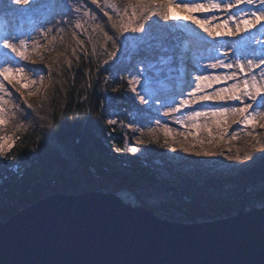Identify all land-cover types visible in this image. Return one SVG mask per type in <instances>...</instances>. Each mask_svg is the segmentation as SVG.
<instances>
[{"label":"trees","instance_id":"trees-1","mask_svg":"<svg viewBox=\"0 0 264 264\" xmlns=\"http://www.w3.org/2000/svg\"><path fill=\"white\" fill-rule=\"evenodd\" d=\"M6 1L0 5V13L12 9ZM87 3L101 18L96 23L107 26L109 21L103 12L91 4V0H87ZM13 13L21 15L19 12ZM95 26L92 22L85 23L86 33L83 29L77 30L81 33L78 39L85 41L89 53L87 58L83 50L78 52V59L72 57L71 48H68L71 68L62 63L52 72L40 103L35 102L34 109H23L18 114L28 123L17 133L13 146L6 153V160L22 168V172L20 176L11 175L6 162L0 164V199L21 192L23 201L31 204L42 197L45 183L54 180L65 184L63 189L68 194L104 190L117 194L131 204L140 195L157 197L168 207L188 210L191 219L203 215L204 207L218 215L243 210L245 202L224 198L220 193L214 196V192H220L223 184L213 179L202 182L181 180L182 185L177 187L159 184L151 173L152 160L144 161L131 156L126 148L129 137L126 125L130 117L146 121L143 106L134 101L129 90L128 72L135 70V58H153L158 62L157 58L168 55L169 50L175 53L172 66L176 70L178 44L174 42V34L150 27L143 37L146 39L144 46L136 50L127 47L117 53L111 71H97L106 53L101 55L104 48L102 38H99L95 41L96 55L91 54L93 43L87 41ZM157 35L159 38L154 39ZM69 43L75 42L71 41V33L65 26L63 43H58L56 51L50 52V55L65 51ZM106 47L109 52L112 51L111 44ZM114 88L117 91H113ZM109 97L111 102H105ZM108 119L118 122L109 125ZM146 143L142 147L149 151L151 159L163 153L162 145L150 140ZM175 170V167L170 169L171 173Z\"/></svg>","mask_w":264,"mask_h":264},{"label":"snow or ice","instance_id":"snow-or-ice-1","mask_svg":"<svg viewBox=\"0 0 264 264\" xmlns=\"http://www.w3.org/2000/svg\"><path fill=\"white\" fill-rule=\"evenodd\" d=\"M4 0H0V5ZM9 5L21 6L12 8V12L31 13L33 15L46 13L44 23L50 26L40 32V37H33L31 33H24L17 35L7 29H3V34L0 35V51L10 50L15 54L16 59H6L3 64H0V125L5 123V113L11 103V91L6 87L5 81L12 83L9 74H14L17 78H22L25 72L32 73V79L28 84L33 86L32 91L39 87L37 73L40 69H26L20 61H30L33 65L44 62V55L37 53L56 51L58 43H63L65 26H68V31L71 33V41L65 46V51L57 54L46 65L49 72V78L53 71L58 69L62 63H66L71 68L72 60L69 58L68 48H71V55L78 59V52L83 50L85 58L89 55L85 47V41L78 39L79 33L77 30L83 29L85 23L89 20L96 26L92 29V35H89L87 43H93L92 55H96L95 41L102 38V47L104 51L101 55L106 53V58L98 64L97 71L103 69L104 71H111L114 68V62L117 58V53L126 50L131 39L137 47L144 43L143 37L150 27L152 18L155 17L158 21H163L167 24L169 21L181 22L191 21L197 25L207 37L211 40H225L237 36L241 32L249 33V37L245 39L241 37L239 41H233L231 48V59L229 58V51L220 53L224 59H219L213 56L215 63L206 65V68L211 69H226L231 70L223 75H205L202 72L194 77V87L189 84L191 91L187 93L185 98L180 99L175 107H170L169 111L163 114L166 117H173L174 122L183 125V120L176 113L181 112L184 108L190 105L197 104L202 101H219L220 106L209 111L193 110L188 116L191 120L204 116L205 118L211 116L212 118H224L225 123L230 124L225 127L222 133V138L229 137L232 140L238 138V131H245L246 135L256 140V145L253 147L259 149L264 147L260 145L256 127L264 130V0H137L136 3H130L126 9L121 13L118 6L110 3L109 0H104L103 3H98V0H91V4L96 5L103 15L108 18L109 24L107 26L96 23L98 19L93 9H90L87 0H75L76 6L73 7L68 0H7ZM244 5L245 7H240ZM130 9V11H128ZM235 9V12L232 10ZM222 10L225 13V18L221 23L215 25L225 29L224 31L213 32L209 30V18L207 16L198 18L192 13L195 12H215ZM184 12L185 15H180ZM75 13V15H72ZM215 18V17H213ZM54 21V22H53ZM235 27H232V25ZM243 25V27H241ZM257 25H259L257 27ZM43 28V25H40ZM251 29H256L260 33V38L256 43L258 47H252V38L255 33L250 32ZM110 32L112 34H110ZM41 39L43 43H41ZM29 41L32 43L31 54H29ZM111 44L112 51L107 50V45ZM7 56V52H5ZM154 63H149L147 66H141L139 72L131 75L128 79L129 90L134 94L139 104L152 106L153 103L160 98L155 93L153 77L150 75L151 70L155 69ZM108 80V77H105ZM43 81V76H39V82ZM231 83H228V82ZM223 83V87H216L212 91L213 84L219 85ZM15 87V85H13ZM27 88L28 85H23ZM91 87V85H89ZM23 98V105L27 109H34V105L28 102L27 96L21 88H15ZM28 92V95L32 94ZM117 91V89H113ZM111 102V98L105 101ZM103 103V102H102ZM175 103V100L172 101ZM160 106H167L165 102L160 101ZM16 110L22 112L19 105H16ZM43 119V117H41ZM259 121L257 125L255 122ZM117 120L108 119L109 125L117 124ZM134 121H130L128 126H131ZM157 124L164 128L165 132L170 131L166 124H161L157 120ZM231 125H238V129H233L229 132ZM22 127V125H21ZM251 128L252 131H246ZM19 130V129H17ZM135 130V129H134ZM154 132L155 129H152ZM143 135V133H141ZM7 139L5 136H0V141ZM138 142H142L138 138ZM13 145H9L11 148ZM3 144H0V156L4 154ZM119 151V149H116ZM136 147L131 148V152L136 153ZM205 155H212L205 153ZM247 155V153H246ZM264 160V155L254 157L255 161Z\"/></svg>","mask_w":264,"mask_h":264},{"label":"water","instance_id":"water-1","mask_svg":"<svg viewBox=\"0 0 264 264\" xmlns=\"http://www.w3.org/2000/svg\"><path fill=\"white\" fill-rule=\"evenodd\" d=\"M0 264H264V204L175 222L113 192H58L0 221Z\"/></svg>","mask_w":264,"mask_h":264},{"label":"rangeland","instance_id":"rangeland-1","mask_svg":"<svg viewBox=\"0 0 264 264\" xmlns=\"http://www.w3.org/2000/svg\"><path fill=\"white\" fill-rule=\"evenodd\" d=\"M68 2L71 3L73 7L76 6L75 0H68ZM103 2L104 0H98V3ZM109 2L116 4L121 13H123L128 4L136 3L137 0H109ZM8 6L10 8L21 7L9 4ZM240 7L245 6L241 5ZM128 11H130V9ZM232 11L235 12V9H233ZM19 13L21 15L18 16L15 15L11 10H5L4 12H1L0 30L7 29L17 35L22 36V34L24 33H30L29 28L31 24H37V26L39 27V31H42L43 29H46L50 26L49 24L44 23V18L47 15L46 13L36 15H33L31 13ZM152 21H155V23H152L150 21L152 28L157 29L158 31L161 30L166 34H174V42L178 44L176 49V59L179 60V63H177L176 61L177 69L174 70V67L172 66L174 62L173 56L175 54L172 50H169L170 53L168 55L166 54L158 57V62H155L153 58H135V70H130L128 72L127 84L128 79H130L131 75L135 74V72H139L141 66H147L151 62L156 65L155 69L151 70L150 72V75L153 77L154 83H156L157 86H160V89L164 92V94H168L170 90L177 89L179 87V84H176L178 78L176 79V81L174 80L173 86H171V79L174 77L173 74L175 71H178L179 75L182 73L183 69L186 68L188 77L193 72V70L191 69V65L192 55L193 52H195V49L192 53L188 54L186 58H183V55H181V49L183 45L185 43L193 42L194 45L198 47V45L206 41L207 35L197 25L195 27H190L183 25L181 22L172 21H169L167 24H165L163 21L156 20L155 17L152 18ZM90 23L91 21L89 20L86 24ZM260 23H264V21H261ZM40 25H43V28ZM174 31L179 32L174 33ZM183 32L186 34L193 32V36H188V39L185 40L183 37H181V33ZM242 33L243 32L239 34ZM2 34L3 31H0V35ZM157 38H159L158 35L157 37H154V39ZM143 40L144 42L146 41V39L144 38ZM41 43H43L42 39ZM142 46H144L143 43L140 45V48ZM137 48L138 47L136 46V44L130 39L128 49L136 50ZM5 52H7V56L5 55ZM29 54H31V50H29ZM39 54L44 55L43 63L33 65L30 61H20V63L26 69L41 70L36 74L39 83L38 88L32 91L33 86L31 84H28V81L32 79V73L29 72H25L22 78H17L14 74H9L12 83L9 84L7 81H5L6 87L11 91L12 100L10 105L8 106V110L5 113V123L3 125H0V136L7 137V139L0 141V144H3L4 146V154L0 156V164L6 162L5 165L7 166V169L8 171H10L11 175L20 176L22 168H19L17 165L9 162V160H6V153L10 150L8 146L14 144L17 138V133L19 132V130L24 129L23 127H25L26 123H28L24 122L23 119L18 116V114H20L21 112H17L15 107L16 105H19L22 111L23 109L27 111V108L23 105V98L21 97L19 92L15 91V88H21V90L25 93V96H27L29 103L33 105L35 102L40 103L39 99L43 96V91L50 81L49 72L46 65L57 56V54L50 55V53L43 52V50H41V53H37V55ZM8 58H12L13 60L16 59L15 54L11 53L10 50L0 51V64H3V62ZM189 59L191 61H189ZM184 63H187L185 68L183 66ZM41 75L43 76V81L39 82V76ZM0 79H3V77H0ZM25 84L28 85L27 88L23 87V85ZM13 85H15V87H13ZM29 91H32L31 95H28ZM132 96L134 98V101L139 104L133 93ZM141 106H143L144 108V105ZM130 121L134 122L131 126H128L129 123L126 125V129L129 133L126 145V148H128V153L131 156L139 157L144 161L152 160L153 166L151 167V173L154 177L153 179L159 184L166 185L168 187H177L178 185H182L181 180L202 182L204 180L213 179L223 184L220 192H214V196L216 193H220V195L224 198L229 197L239 202H245L246 204L243 207L244 209L260 207L264 204V162H261V164L259 165H255V167L253 168H248L240 172L237 170L230 171L229 168H222L217 163V156H214V152L211 153L213 155L211 158H204V154L202 152H196L194 153V155H188L185 151L179 149L172 136L169 133L165 132L164 129L157 124V122L155 123L154 127L150 126V124L148 123V112L146 113V121H140L138 120V117L132 116L130 117ZM152 129H155V131L153 132ZM141 133H143V135H141ZM138 138L142 142H138ZM149 140L153 143L162 145L164 148L163 153H161L154 160L151 159L150 155H148L149 151L146 150V148L142 147V145H147L146 142ZM132 147H136L138 151L136 153L131 152ZM172 167L176 168V170L173 171L174 173H171L170 171ZM45 185V188H42L44 190L42 197L58 192L65 193V190L63 189L65 187V184H62L60 182L58 183L52 180L49 183H45ZM132 204L146 207L149 211H151L158 217L175 222L205 221L228 216L218 215L210 208L204 207L202 209V212H204L203 215H198L194 219H191V215L189 214L188 210L168 207L162 199L144 195L137 196L133 200ZM26 205L27 202L23 201V194L21 192H15V194H13V196H10L9 198L0 199V221L7 219L15 212V210H19ZM236 212L237 210L232 211L230 214H234Z\"/></svg>","mask_w":264,"mask_h":264},{"label":"bare ground","instance_id":"bare-ground-1","mask_svg":"<svg viewBox=\"0 0 264 264\" xmlns=\"http://www.w3.org/2000/svg\"><path fill=\"white\" fill-rule=\"evenodd\" d=\"M180 15H185L184 12H180ZM192 15L202 18L207 16L209 18V30L213 32L224 31L225 29L215 27L216 24L221 23L225 18V13L220 11L215 12H195ZM215 17V18H213ZM183 25L195 27L190 20L189 21H181ZM243 27V25H241ZM259 25H257L258 27ZM232 27H235L233 24ZM37 24H31L29 30L33 37H40V32L38 30ZM179 31H174L177 33ZM250 32L255 33V37L252 38V47H258L259 45L256 43L257 39L260 38V33L256 32V29H251ZM188 36H193V32L189 34L181 33V37L185 40L188 39ZM241 37L247 39L249 37V33L243 32L242 34H238L235 37L225 38V40L217 41L211 40L207 37L206 41L196 47L193 42L185 43L181 49V55L183 58L190 53L193 52L192 55V65L191 69L193 72L188 77L186 73V64L184 63V68L182 73L178 75V71L174 73V77L171 79L173 86L174 80L178 78L176 84H179L177 89H172L168 94H164L161 91L160 86H157L154 83V89L156 95L159 96V100L152 104L151 107L148 105H144L145 115L148 112L150 126L154 127L157 120L161 122V124H166L168 129L167 133H169L173 140L177 143L179 149L185 151L188 155H194L196 152H202L204 158H211L213 155H205V153L214 152V156H217V163L222 168H229L230 171H243L248 168H253L255 165L261 164L264 160L257 159L255 163H253L254 157L264 155V147H260L259 149L253 147L256 145L257 141L253 140L251 136L246 135L245 131H238V138L235 140L230 139L229 137L222 138V133L224 132L225 127L230 124V119L228 118V124L225 123L224 118H212L211 116L205 118L201 116L196 120H191L188 118L190 113L193 110L196 111H211L212 109L220 106L221 102L219 101H202L194 105H190L187 108H184L181 112L176 113V116H180L183 120V125L174 122L173 117H166L163 113L170 110V107H175L178 105L180 99L185 98L187 93L191 91L189 84H192L194 87V77L198 73H203L205 75H223L226 72H230L231 70L226 69H211L206 68L205 66L211 63H215V60L212 59L213 56L218 57L219 59H224L223 56H220V53L224 51H229V58L231 59V48L228 45H232L233 41H239ZM32 48V43L29 41V50ZM177 53V52H176ZM189 61H191L189 59ZM179 63V60H177ZM228 83H231L230 81ZM224 84L221 83L219 85L213 84L212 88H208V91H212L216 87H223ZM175 100V103L172 101ZM160 101L165 102L167 106L161 107ZM257 125L259 121L255 122ZM163 128V127H162ZM238 125H231L229 127V132L233 129H238ZM164 129V128H163ZM246 131H252L251 128ZM256 133L258 134V139L261 146H264V130L260 129L258 126L256 127ZM247 153V155H246Z\"/></svg>","mask_w":264,"mask_h":264}]
</instances>
